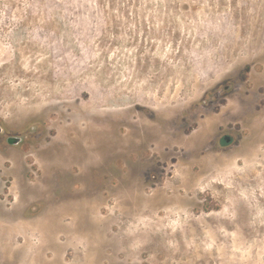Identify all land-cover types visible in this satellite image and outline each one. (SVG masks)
<instances>
[{
	"label": "rangeland",
	"instance_id": "1",
	"mask_svg": "<svg viewBox=\"0 0 264 264\" xmlns=\"http://www.w3.org/2000/svg\"><path fill=\"white\" fill-rule=\"evenodd\" d=\"M0 127V264H264V0H0Z\"/></svg>",
	"mask_w": 264,
	"mask_h": 264
},
{
	"label": "water",
	"instance_id": "2",
	"mask_svg": "<svg viewBox=\"0 0 264 264\" xmlns=\"http://www.w3.org/2000/svg\"><path fill=\"white\" fill-rule=\"evenodd\" d=\"M225 140L227 142H230L231 141V137L226 136ZM7 141L10 144L17 145V144H19L22 141V137H19V136H9L7 138Z\"/></svg>",
	"mask_w": 264,
	"mask_h": 264
},
{
	"label": "flooded vegetation",
	"instance_id": "3",
	"mask_svg": "<svg viewBox=\"0 0 264 264\" xmlns=\"http://www.w3.org/2000/svg\"><path fill=\"white\" fill-rule=\"evenodd\" d=\"M0 131H2V127H0Z\"/></svg>",
	"mask_w": 264,
	"mask_h": 264
}]
</instances>
